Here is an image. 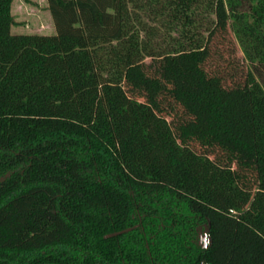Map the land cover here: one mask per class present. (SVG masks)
Instances as JSON below:
<instances>
[{"label":"trees","instance_id":"trees-1","mask_svg":"<svg viewBox=\"0 0 264 264\" xmlns=\"http://www.w3.org/2000/svg\"><path fill=\"white\" fill-rule=\"evenodd\" d=\"M13 2L0 264H264V0H47L53 36ZM228 30L248 68H218Z\"/></svg>","mask_w":264,"mask_h":264},{"label":"rangeland","instance_id":"rangeland-1","mask_svg":"<svg viewBox=\"0 0 264 264\" xmlns=\"http://www.w3.org/2000/svg\"><path fill=\"white\" fill-rule=\"evenodd\" d=\"M12 15L15 19V25L12 27L11 32L14 35L53 36L56 34L53 20L48 10L47 0H14ZM144 21L148 24L150 23L145 18ZM215 41L217 43L216 50L224 55V58H216L218 60V62H216L218 68H223L234 60L235 64L240 67H238L237 70L244 68V66L248 68L244 55L230 30H228L226 34L218 35ZM219 60H223V62ZM147 63L150 64V61ZM236 74L240 73L237 72ZM243 85L242 81L231 80V78L224 81V86L227 89H234L237 88V86ZM198 229L199 245L205 248L209 244L207 222L202 221Z\"/></svg>","mask_w":264,"mask_h":264}]
</instances>
